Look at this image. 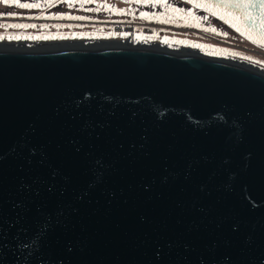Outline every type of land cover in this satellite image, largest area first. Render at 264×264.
I'll return each mask as SVG.
<instances>
[{
	"label": "water",
	"instance_id": "1",
	"mask_svg": "<svg viewBox=\"0 0 264 264\" xmlns=\"http://www.w3.org/2000/svg\"><path fill=\"white\" fill-rule=\"evenodd\" d=\"M196 1L264 45V18L232 6L249 0ZM11 47L0 264H264L262 69L150 45Z\"/></svg>",
	"mask_w": 264,
	"mask_h": 264
},
{
	"label": "rangeland",
	"instance_id": "2",
	"mask_svg": "<svg viewBox=\"0 0 264 264\" xmlns=\"http://www.w3.org/2000/svg\"><path fill=\"white\" fill-rule=\"evenodd\" d=\"M24 3L40 7L19 6ZM214 8L196 0H0V43L93 35L221 55L264 71V49L241 33L239 17ZM125 23L128 29L114 30Z\"/></svg>",
	"mask_w": 264,
	"mask_h": 264
},
{
	"label": "flooded vegetation",
	"instance_id": "3",
	"mask_svg": "<svg viewBox=\"0 0 264 264\" xmlns=\"http://www.w3.org/2000/svg\"><path fill=\"white\" fill-rule=\"evenodd\" d=\"M207 5H209V4H207ZM209 6L214 8V6H212V5H209ZM216 8L217 7H215L214 9H216ZM220 9L224 10L228 14L229 13H233L231 11H228V10L224 9V8H220ZM233 14H236V13H233ZM128 28H129V25L127 23H125V24H118L117 26L114 27V30L115 31H122V30H126ZM243 35L245 37H247L252 43H254L258 47H262L264 49V45L263 44H260V43H258L256 41H254L253 39H251L250 37L246 36L245 34H243ZM105 38L106 39H104V37H99V36H93L92 35V36H85V37H80V38H66L64 40H57V41H48V40L36 41V42H27V41L13 42V41H11L10 44L5 43V42L2 41L0 43V45L1 44L9 45V46H12L13 48H15V47L32 48V47H37V46H41V45H59V44H62L64 42L71 43V44H68V45H80V46H83V47L98 46V45L145 46V45H149L151 43V42H141V41H137V40H127V39H125V40H115V39H108L107 37H105ZM132 41H134V42H132ZM152 44H156V43L152 42ZM13 45H15V46H13Z\"/></svg>",
	"mask_w": 264,
	"mask_h": 264
},
{
	"label": "snow or ice",
	"instance_id": "4",
	"mask_svg": "<svg viewBox=\"0 0 264 264\" xmlns=\"http://www.w3.org/2000/svg\"><path fill=\"white\" fill-rule=\"evenodd\" d=\"M22 8H36V7H40L39 4H28V3H24V4H20L19 5ZM233 7L239 8V9H243L245 12V16L247 19H250L253 21V23H255V21L259 18H264V0H261V2L259 4H255L249 2L248 3H237L232 5ZM252 8H257L258 12L256 14V16H252L251 14L248 13V9H252ZM79 19H83V17H79ZM12 27H27V25H11ZM264 26V25H262ZM17 39L19 37H16Z\"/></svg>",
	"mask_w": 264,
	"mask_h": 264
},
{
	"label": "bare ground",
	"instance_id": "5",
	"mask_svg": "<svg viewBox=\"0 0 264 264\" xmlns=\"http://www.w3.org/2000/svg\"><path fill=\"white\" fill-rule=\"evenodd\" d=\"M132 42H134V41H132ZM134 44H135V43H134ZM134 44H133V45H134ZM97 45H98V44H97ZM129 45H130V44H129ZM141 45H142V44H141ZM73 46H80V45H73ZM38 47H39V46H38ZM11 48H13V47H11ZM168 48H169V47H168Z\"/></svg>",
	"mask_w": 264,
	"mask_h": 264
}]
</instances>
